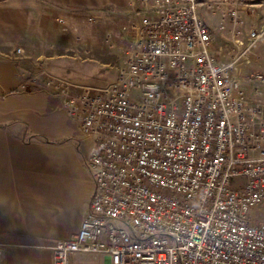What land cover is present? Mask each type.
<instances>
[{"label": "built area", "instance_id": "2783aa9c", "mask_svg": "<svg viewBox=\"0 0 264 264\" xmlns=\"http://www.w3.org/2000/svg\"><path fill=\"white\" fill-rule=\"evenodd\" d=\"M136 1L114 79L84 86L43 69L21 84L58 96L92 141L87 210L71 239L46 246L51 264L77 253L108 264H264V224L249 216L264 201V102L245 96L234 74L264 24L245 39L233 29L221 63L198 0ZM239 2L217 0L213 12L227 7L222 16L240 24ZM246 81L261 98L264 72Z\"/></svg>", "mask_w": 264, "mask_h": 264}, {"label": "crops", "instance_id": "0c3cea01", "mask_svg": "<svg viewBox=\"0 0 264 264\" xmlns=\"http://www.w3.org/2000/svg\"><path fill=\"white\" fill-rule=\"evenodd\" d=\"M198 1V13L214 36L211 51L226 62L224 47L230 46L232 33L205 15L204 1L217 0ZM106 5L139 16L136 0H0V244L5 245V264H51L46 246L71 239L87 210L93 184L85 160L91 139L80 134V119L67 114L58 96L40 88L23 91L21 84L43 69L59 75L75 62L73 21L83 13L104 14ZM237 5L247 8L255 27L264 22V0ZM247 58L234 74L245 96L264 102V86L261 98L255 97L246 81L264 72V40ZM249 216L264 224V201ZM68 264H108V257L77 253Z\"/></svg>", "mask_w": 264, "mask_h": 264}, {"label": "rangeland", "instance_id": "374dc122", "mask_svg": "<svg viewBox=\"0 0 264 264\" xmlns=\"http://www.w3.org/2000/svg\"><path fill=\"white\" fill-rule=\"evenodd\" d=\"M241 1L250 4L259 0ZM204 2L207 4L205 8L207 20L212 21L216 18L218 28L223 27L222 30L225 33H232L233 29L247 33V31L264 24L263 22L260 26L255 27V24L247 18V8L238 9V5H236L240 16L238 20L241 23L234 24L227 15L222 16L227 7L221 11H217V9L213 12L215 9L214 2ZM102 11L104 14L99 13V10L83 13L73 21L76 61L62 69L59 75L53 73L54 76L65 79V74L70 72V77L66 79H72L73 82L71 83L76 82L74 84L92 87L104 86L109 80L114 79L117 70L123 65L125 52L132 39L133 32L130 27L138 22L140 17L135 16L133 18L123 14L116 9L115 5H106L102 7ZM115 11L117 12L115 13ZM90 17L92 18L91 21L88 19ZM49 74L52 75V72ZM239 183H242L241 179L234 181L232 185Z\"/></svg>", "mask_w": 264, "mask_h": 264}]
</instances>
